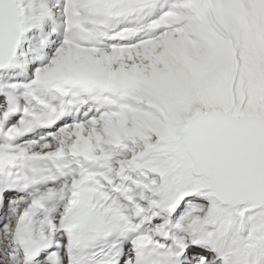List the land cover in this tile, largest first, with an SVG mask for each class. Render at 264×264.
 <instances>
[{"label": "snow or ice", "instance_id": "1", "mask_svg": "<svg viewBox=\"0 0 264 264\" xmlns=\"http://www.w3.org/2000/svg\"><path fill=\"white\" fill-rule=\"evenodd\" d=\"M0 264H264V0H0Z\"/></svg>", "mask_w": 264, "mask_h": 264}]
</instances>
